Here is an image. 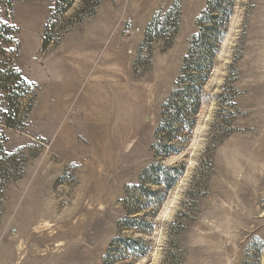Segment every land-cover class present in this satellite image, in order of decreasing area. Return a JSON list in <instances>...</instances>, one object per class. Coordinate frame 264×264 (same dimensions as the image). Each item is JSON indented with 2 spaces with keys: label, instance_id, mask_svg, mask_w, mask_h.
Wrapping results in <instances>:
<instances>
[{
  "label": "rangeland",
  "instance_id": "374dc122",
  "mask_svg": "<svg viewBox=\"0 0 264 264\" xmlns=\"http://www.w3.org/2000/svg\"><path fill=\"white\" fill-rule=\"evenodd\" d=\"M175 1L102 0L72 24L78 1L58 19L59 46L44 53L54 0H15L17 66L38 98L27 128L6 130L23 175L5 189L0 264H105L125 193L155 163L161 107L208 0H182L172 46L157 41L136 64L147 25ZM206 90L192 142L165 162L186 170L154 232L120 234L152 242L147 257L127 264H242L256 250L264 264V0H237Z\"/></svg>",
  "mask_w": 264,
  "mask_h": 264
},
{
  "label": "trees",
  "instance_id": "16d2710c",
  "mask_svg": "<svg viewBox=\"0 0 264 264\" xmlns=\"http://www.w3.org/2000/svg\"><path fill=\"white\" fill-rule=\"evenodd\" d=\"M78 1L79 5L70 19L72 24L82 23L94 16L102 0H54L43 37L44 53L59 46L61 30L57 27L58 19ZM14 2L0 0V220L7 185L23 175V163L7 151L6 130H25L38 98L37 86L25 79L17 66L21 49L17 40L19 30L8 18ZM236 5L237 0H208L206 8L197 18L198 32L191 38L175 89L161 107L160 120L150 146L155 163L143 170L138 184L125 193V199L121 202L125 215L117 225L119 232L151 235L155 230L154 218L159 208L183 177L186 170L184 164L167 166L165 162L182 154L193 140L200 114L211 99L206 88L217 67ZM181 19L182 0H176L166 12H158L146 27L136 64L144 50L148 48L152 51L157 41L166 42V49L170 48L179 31ZM151 59L150 53L148 60ZM235 73L237 77V70ZM120 234L110 243L105 264H127L152 252V242ZM174 244L183 257L185 250L179 240ZM261 251L256 250L253 255L248 252L242 264H261ZM178 264H182V258Z\"/></svg>",
  "mask_w": 264,
  "mask_h": 264
},
{
  "label": "crops",
  "instance_id": "0c3cea01",
  "mask_svg": "<svg viewBox=\"0 0 264 264\" xmlns=\"http://www.w3.org/2000/svg\"><path fill=\"white\" fill-rule=\"evenodd\" d=\"M81 70H82V68H80V67L77 69V71H81ZM80 107H82V105L78 106V108H80Z\"/></svg>",
  "mask_w": 264,
  "mask_h": 264
}]
</instances>
